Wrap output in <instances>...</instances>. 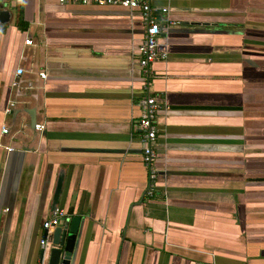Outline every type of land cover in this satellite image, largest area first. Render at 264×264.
Returning <instances> with one entry per match:
<instances>
[{
	"label": "crops",
	"instance_id": "obj_1",
	"mask_svg": "<svg viewBox=\"0 0 264 264\" xmlns=\"http://www.w3.org/2000/svg\"><path fill=\"white\" fill-rule=\"evenodd\" d=\"M6 1L0 264H49L55 210L59 226L80 218L69 264H264V0H145L169 21L146 73L139 10ZM147 94L160 105L151 198Z\"/></svg>",
	"mask_w": 264,
	"mask_h": 264
},
{
	"label": "built area",
	"instance_id": "obj_2",
	"mask_svg": "<svg viewBox=\"0 0 264 264\" xmlns=\"http://www.w3.org/2000/svg\"><path fill=\"white\" fill-rule=\"evenodd\" d=\"M62 5L64 4H78L82 6L96 5V6H114L129 10H139L144 25V37L137 47L139 55L138 66L146 73L148 67L159 60H164L165 56L158 51V37L164 33L166 24L169 23L167 9L151 7L145 0H58ZM168 22V23H167ZM31 40H26V45H31ZM24 72L18 69L15 73V78L11 84L13 89L22 88L21 82ZM40 79H45L44 73H39ZM140 117L137 121V127L141 131L139 142L142 147V162L148 172V189L147 196L153 197L155 192L156 180L158 176V151L156 148L157 128L155 126V119L160 105L155 96L145 95L139 101ZM10 113V109L6 110V114ZM37 130H43L42 125L35 126ZM7 129H3V133L7 134ZM10 150V149H8ZM65 217L62 210H55L52 216L43 222L42 229L49 231L54 230L60 225V220ZM41 246L45 248L49 246L44 239L41 240Z\"/></svg>",
	"mask_w": 264,
	"mask_h": 264
},
{
	"label": "water",
	"instance_id": "obj_3",
	"mask_svg": "<svg viewBox=\"0 0 264 264\" xmlns=\"http://www.w3.org/2000/svg\"><path fill=\"white\" fill-rule=\"evenodd\" d=\"M10 6L9 1L0 0V32H3L6 25L11 18V11L8 8ZM19 92L20 90L17 89ZM27 113L31 117V124L34 127V111L30 110ZM63 177L60 174L56 183L54 197L52 201V210L56 209L58 199L61 193ZM80 223L79 217H73L66 219L65 222L56 227L53 232L48 235V231L43 230V238L51 245L49 251V264H69L70 256L74 247V240L78 231ZM44 255V250L41 251V258Z\"/></svg>",
	"mask_w": 264,
	"mask_h": 264
},
{
	"label": "trees",
	"instance_id": "obj_4",
	"mask_svg": "<svg viewBox=\"0 0 264 264\" xmlns=\"http://www.w3.org/2000/svg\"><path fill=\"white\" fill-rule=\"evenodd\" d=\"M23 24V23H22Z\"/></svg>",
	"mask_w": 264,
	"mask_h": 264
}]
</instances>
